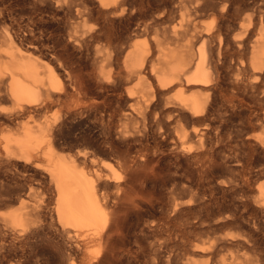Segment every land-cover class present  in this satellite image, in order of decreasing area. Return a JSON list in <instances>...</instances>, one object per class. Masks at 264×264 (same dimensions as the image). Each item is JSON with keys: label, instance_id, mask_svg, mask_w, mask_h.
Segmentation results:
<instances>
[{"label": "rangeland", "instance_id": "374dc122", "mask_svg": "<svg viewBox=\"0 0 264 264\" xmlns=\"http://www.w3.org/2000/svg\"><path fill=\"white\" fill-rule=\"evenodd\" d=\"M4 1L8 9L0 18V40L2 34L9 32L25 46L28 43L40 45L42 52L33 50L36 56L62 58L76 75L91 67L88 49L92 50V46L77 45L68 35L71 27L77 26L82 31L100 23L94 9L93 15L85 14V28L84 20L76 15L77 4L95 8V0H79L63 4V8L58 6L57 0ZM126 1L129 9L120 25L125 38L136 33V38L151 39L157 29L154 20L161 17L162 11H166L167 17L176 15V20L167 23L169 26L178 25L181 19L179 0H167L166 5L162 0ZM188 6L195 18L194 25L198 26L195 32L204 30L210 23L211 26L216 23L214 29L222 26L223 44L220 47L218 41L215 42L216 63L222 67V84L213 92L212 108L202 126V141L193 133L194 124L189 118L180 123L165 118L160 126L152 125L153 128L148 129L147 158L141 157L137 163L130 160L126 170L117 156L119 153L110 152L116 170L121 175L124 169L126 171L123 180L126 179L129 192L126 196L115 189L109 190L111 201L122 218L118 243L122 250L113 264H264V205L257 202L258 191L264 187V79L256 81L251 76L252 49L264 37V0H205L200 5ZM191 34L183 35L180 44ZM239 34L243 38L234 40ZM9 104L7 102L6 107H11ZM61 108H48L42 119L58 118L65 128L74 129L77 137L80 130L88 131L94 122L85 115L68 117L69 109L73 108L67 105ZM26 122L34 125L39 119L29 118ZM20 126H7L3 131L15 133ZM182 129L191 134V139L186 146L177 147L175 138ZM112 136L124 151L127 148L125 140L115 132ZM62 145L66 152L75 149L67 143L62 142ZM133 154L135 152L131 151L130 159ZM32 165L27 169L5 162L0 165V211L38 207L41 214L38 219H43L44 229L41 230L47 232L38 243L39 257H34L30 264H71V261L79 264L82 256L75 255L73 245L50 226L54 198L48 175L43 168ZM101 248L106 247L93 244L89 250L93 255H104L107 250L103 253ZM69 254L73 256L70 260ZM20 255L19 250L5 252L4 264L8 261V264H22L24 258Z\"/></svg>", "mask_w": 264, "mask_h": 264}, {"label": "bare ground", "instance_id": "6f19581e", "mask_svg": "<svg viewBox=\"0 0 264 264\" xmlns=\"http://www.w3.org/2000/svg\"><path fill=\"white\" fill-rule=\"evenodd\" d=\"M78 1L57 0V4L62 7L63 4ZM95 1V8L77 4L76 15L84 20L85 28V14L93 15L95 10L100 23L82 31L77 26L71 27L68 35L77 45L87 43L88 47L92 46V50L88 49L91 67L77 75L73 74L74 68V72L67 68L62 58L55 60V56L53 59L51 56L50 59L36 56V49L42 52L40 45L28 43L25 46L12 33L2 34L0 165L5 162L27 169L30 164H34L32 166L37 169L43 168L52 185L54 214L50 215V226L55 233L73 245L75 255L82 256L79 264H105L107 261L113 264V259L122 250L118 246L122 218H119L117 206L111 201L109 190L115 189L126 196L129 194L126 189L128 183L124 182L126 179L123 180L125 169L130 167V160L137 163L139 158H147L148 129L152 125L160 126L163 119L180 123L189 118L194 124L193 133L202 141V126L208 120L212 108L213 92L222 84V67L216 63L215 42L218 41L221 47L224 40L222 26L213 27L216 23L212 26L210 23L204 30L195 32L198 26L194 25L195 18L190 14L188 5H200L205 0H179L182 12L179 14L181 19L177 21L178 25H167L176 20V15L167 17L166 11H162L161 17L154 20L157 29L149 40L134 37L136 33L122 37L120 25L124 23V16L129 9L126 0ZM162 1L166 5L167 0ZM5 3L0 0V18L6 9ZM41 34L44 35L43 32ZM189 34L191 36H188L187 41L180 44L179 39ZM241 36L237 35L234 40H241ZM218 53L220 56V48ZM44 54L47 56L49 53ZM251 64L252 78L256 81L264 79V37L252 49ZM7 102H10L11 107H6ZM66 105L74 110L68 108V114L65 113L68 117L79 114L90 120L93 118V124L87 129L89 132L86 129L80 130L77 137L74 129L65 128V124L58 118L42 119L48 108ZM35 117L39 119L38 123L31 125L26 122V119ZM18 124H21L18 132L3 131L7 126ZM113 132L125 140L127 148L124 151L118 140L113 138ZM175 139L177 147H184L191 139V134L182 129ZM62 142L69 144L71 149L75 148L72 149L74 151H64ZM131 151L135 152L133 159L129 158ZM110 152L119 153L117 156L125 168L122 170L124 176L110 160ZM257 202L264 205V187L258 191ZM37 208L33 205L0 211V264H4V253L9 251H21L20 257L24 258L22 264H30L38 256V243L47 231L41 230L44 229L43 219H38L41 214ZM93 244L106 247L101 248L103 253L107 251L104 255H93L89 250ZM72 257L69 254L68 259ZM71 262L76 264L75 261Z\"/></svg>", "mask_w": 264, "mask_h": 264}]
</instances>
